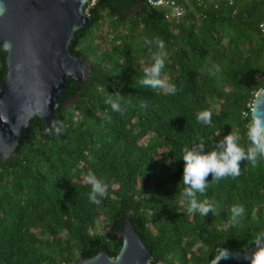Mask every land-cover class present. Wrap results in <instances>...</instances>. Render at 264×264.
Here are the masks:
<instances>
[{
	"label": "trees",
	"instance_id": "1",
	"mask_svg": "<svg viewBox=\"0 0 264 264\" xmlns=\"http://www.w3.org/2000/svg\"><path fill=\"white\" fill-rule=\"evenodd\" d=\"M99 1L100 18L68 45L91 69L84 84L66 81L52 113L63 130L49 134L31 118L19 136L16 177L26 184L16 203L0 207V264L114 257L126 216L149 264H209L218 247L247 249L264 231V157L256 167L242 161L237 177L209 175L197 199L214 203L218 215H189L178 183L184 145L203 143L208 152L232 132L245 151L250 146L247 115L264 86V0H172L183 8L178 17L147 0ZM154 53L174 93L141 85ZM117 91L123 114L105 103ZM203 111L208 125L197 120ZM89 171L105 184L99 204L89 200ZM234 205L244 208L238 223Z\"/></svg>",
	"mask_w": 264,
	"mask_h": 264
},
{
	"label": "water",
	"instance_id": "2",
	"mask_svg": "<svg viewBox=\"0 0 264 264\" xmlns=\"http://www.w3.org/2000/svg\"><path fill=\"white\" fill-rule=\"evenodd\" d=\"M157 4L160 0H147ZM218 2L220 0H209ZM0 0V52H4V76L0 80V207L17 202L21 186L16 177L18 139L34 118L43 128L50 127L52 113L65 92L66 81L84 84L90 64L68 51L74 33L95 23L97 0ZM264 43V41H263ZM247 117L264 121V86L252 97ZM120 247L114 257L104 251L94 256H78L67 264H149L153 259L129 219L118 232ZM254 239V238H253ZM243 251L218 247L209 264H248Z\"/></svg>",
	"mask_w": 264,
	"mask_h": 264
},
{
	"label": "clouds",
	"instance_id": "3",
	"mask_svg": "<svg viewBox=\"0 0 264 264\" xmlns=\"http://www.w3.org/2000/svg\"><path fill=\"white\" fill-rule=\"evenodd\" d=\"M0 11H3V9L0 8ZM147 43L151 44L152 41H147ZM156 44L161 49L164 47L163 41L159 38H156ZM151 59L153 61L151 65L143 70L141 85L146 89L163 88L167 89L169 93H174V85L161 79V71L164 67L163 57L158 53H154ZM122 99L123 96L117 91L114 97L108 96L105 103L110 105L113 111L123 114L125 109L121 107ZM197 120L208 125L211 123V113L203 111L198 114ZM63 127L62 123L53 120L50 127L46 128L45 131L51 134L54 129L55 133L59 135ZM247 137L250 141L247 151L240 146L239 136L232 132L224 135L216 143L214 149L208 152H205L203 143L182 147L183 174L178 187L182 182L184 187L180 195L187 203V213L189 215L199 213L206 217L209 213L219 214L214 203L208 199L203 201L197 199V193L204 194L209 187V175H211L212 181H219L228 176L237 177L241 174L240 164L242 161H248L253 167H256L258 158L264 157V121L254 117L248 125ZM85 181L91 186L90 202L99 204L98 197L106 196L104 182L91 171L86 175ZM231 214V221L238 223L239 217L244 214L243 206L234 205L231 208ZM252 245H254V248L244 256V260L248 264H264V231L255 235Z\"/></svg>",
	"mask_w": 264,
	"mask_h": 264
},
{
	"label": "built area",
	"instance_id": "4",
	"mask_svg": "<svg viewBox=\"0 0 264 264\" xmlns=\"http://www.w3.org/2000/svg\"><path fill=\"white\" fill-rule=\"evenodd\" d=\"M157 4L170 9L171 15L173 16L178 17L183 13V8L180 5L175 4L172 0H160Z\"/></svg>",
	"mask_w": 264,
	"mask_h": 264
}]
</instances>
